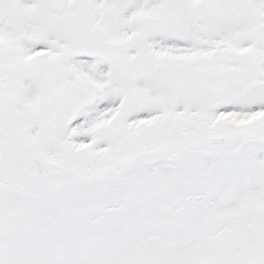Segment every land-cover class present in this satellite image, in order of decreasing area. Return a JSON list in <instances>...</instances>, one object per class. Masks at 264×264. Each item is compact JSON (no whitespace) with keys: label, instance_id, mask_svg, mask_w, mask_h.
I'll list each match as a JSON object with an SVG mask.
<instances>
[{"label":"snow or ice","instance_id":"1","mask_svg":"<svg viewBox=\"0 0 264 264\" xmlns=\"http://www.w3.org/2000/svg\"><path fill=\"white\" fill-rule=\"evenodd\" d=\"M0 264H264V0H0Z\"/></svg>","mask_w":264,"mask_h":264}]
</instances>
